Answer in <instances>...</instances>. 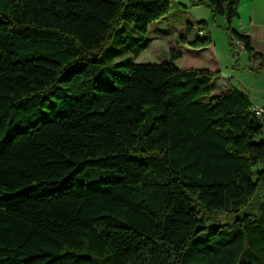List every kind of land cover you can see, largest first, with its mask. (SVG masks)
I'll return each mask as SVG.
<instances>
[{
	"label": "trees",
	"instance_id": "trees-1",
	"mask_svg": "<svg viewBox=\"0 0 264 264\" xmlns=\"http://www.w3.org/2000/svg\"><path fill=\"white\" fill-rule=\"evenodd\" d=\"M238 1L192 6L224 17L258 76ZM170 4L0 0V264H264V115L172 48L134 61ZM125 37L135 57L98 56Z\"/></svg>",
	"mask_w": 264,
	"mask_h": 264
},
{
	"label": "rangeland",
	"instance_id": "rangeland-1",
	"mask_svg": "<svg viewBox=\"0 0 264 264\" xmlns=\"http://www.w3.org/2000/svg\"><path fill=\"white\" fill-rule=\"evenodd\" d=\"M185 2H188V0H185ZM199 19H202L205 24H198ZM187 23L198 25V27L196 26L197 28L191 31V34L189 35L190 38L203 36L206 33H208L211 37V44H213L216 59L211 60V65H203V67L220 69L224 73L223 76L225 77L226 74H230L231 69L239 71L243 65H246V69L248 71L247 73H250L249 76L252 75L250 72L252 65L246 63L249 62L246 54L243 53L242 55H237L234 52L233 56H231L229 52L231 49L229 42H231V40L228 36L225 19H222L218 15L214 16L210 9L205 6L194 7L187 5V7H183L179 4L178 0H171L167 15L162 16L148 26L149 30L145 37L148 39V46L144 50L140 51L137 56L136 54L134 55L132 50L120 48V46L125 43L127 37H125L122 42H119L120 38L107 41L103 48L99 51L98 56L109 61H118L127 56H136L134 59L135 62H165L168 59L167 55L169 47L172 46V44H178V37L186 34L185 28ZM124 26H126L127 29L120 32V36L126 34L133 35V33L129 31L130 23H125ZM232 27L236 26L233 25ZM199 29H201L202 32L198 31ZM189 49L193 50L194 48ZM205 54V51L195 49L191 54L183 53V56L185 61L193 62L196 60H204L203 62H207L206 64H208ZM251 77L243 78V82L250 86V88L245 89L247 91L250 89L254 102H260V105L264 107V89L258 81H254ZM262 117L263 116L260 118Z\"/></svg>",
	"mask_w": 264,
	"mask_h": 264
},
{
	"label": "crops",
	"instance_id": "crops-1",
	"mask_svg": "<svg viewBox=\"0 0 264 264\" xmlns=\"http://www.w3.org/2000/svg\"><path fill=\"white\" fill-rule=\"evenodd\" d=\"M197 1L198 0H188V2H185V0H178L179 4H181L183 7H187V5L192 6V4ZM198 6H203V5H198ZM166 15L167 14H165L164 16ZM220 17L224 19L223 16H220ZM198 21H202V19H199ZM188 24H190L192 28L187 34H185L186 41L180 42L179 37H178V44L175 43L169 47V49L170 48L174 49L180 55L178 58L173 60V63L179 68L196 67V68H206V69H209L210 71H218L219 73L213 77L212 82H211V87H210L211 94H216L228 86H233L236 88H244V89L250 88V86L247 83L243 82V78L252 76V75L249 76L250 73L249 74L247 73L248 71L246 69V65H243L239 71L231 69L230 74L225 75L226 78L223 76L224 73L220 69H217V68L215 69L213 67H203V65H207V66H209V64L211 65V60L216 59V54L213 48V44H209L208 46H205L202 48L193 49V50L196 49V50L205 51L206 52L205 56L208 60V64H206L207 62L206 63L203 62L204 60L203 61L196 60L193 62L184 60L183 53L191 54L193 51L189 49V48H192L189 46V41L191 39L189 35L191 34V31H193L195 28L198 27V25H195L193 23H188ZM230 25L231 27L233 25L236 26V27H232L235 31L242 33V34H247L250 38V44L253 50L260 53L264 59V0H239L237 4V8H236V14L231 19ZM185 31H186V28H185ZM231 49L237 55H242L243 53H245L248 61L250 62V63L249 62H246V63L251 64L252 66L257 65V61H253L252 59H250L248 54L243 49V45L234 38L231 39ZM251 78H253L254 81H258L262 85V88L264 89V73L263 72H260L258 76L256 77L252 76ZM214 86H215V89H214ZM248 91L250 94V99H251L252 104L261 106L260 102H254L251 96L250 89Z\"/></svg>",
	"mask_w": 264,
	"mask_h": 264
},
{
	"label": "built area",
	"instance_id": "built-area-1",
	"mask_svg": "<svg viewBox=\"0 0 264 264\" xmlns=\"http://www.w3.org/2000/svg\"><path fill=\"white\" fill-rule=\"evenodd\" d=\"M198 31L202 32L201 29H199ZM256 107H257V111L259 113V118H260L261 116L264 115V108L262 106H259V105H256ZM261 166L264 167V163ZM261 190L264 191V179H263V181L261 183Z\"/></svg>",
	"mask_w": 264,
	"mask_h": 264
},
{
	"label": "bare ground",
	"instance_id": "bare-ground-1",
	"mask_svg": "<svg viewBox=\"0 0 264 264\" xmlns=\"http://www.w3.org/2000/svg\"><path fill=\"white\" fill-rule=\"evenodd\" d=\"M253 112L255 113V115H256L257 117H259V113H258V111H257V107H256V106L253 107Z\"/></svg>",
	"mask_w": 264,
	"mask_h": 264
}]
</instances>
